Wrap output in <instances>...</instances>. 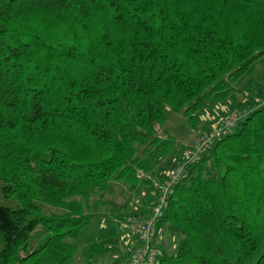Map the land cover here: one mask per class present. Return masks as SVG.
I'll return each mask as SVG.
<instances>
[{
  "label": "trees",
  "instance_id": "1",
  "mask_svg": "<svg viewBox=\"0 0 264 264\" xmlns=\"http://www.w3.org/2000/svg\"><path fill=\"white\" fill-rule=\"evenodd\" d=\"M257 63L264 0H0V264L118 253L74 241L115 184L154 193L182 150L168 112L205 131L224 102L243 117L185 167L158 264H264V103L238 100Z\"/></svg>",
  "mask_w": 264,
  "mask_h": 264
},
{
  "label": "rangeland",
  "instance_id": "2",
  "mask_svg": "<svg viewBox=\"0 0 264 264\" xmlns=\"http://www.w3.org/2000/svg\"><path fill=\"white\" fill-rule=\"evenodd\" d=\"M39 25L41 27H46L48 26V23L41 21ZM244 93L245 96H238V100L240 102L247 103L251 101L253 103H264V67L261 63H257L255 65L253 85L250 90H246ZM224 106L233 109L232 113L230 112L232 116L239 114L238 111L243 110V107L238 109L232 107L228 102H224L219 106H214V111L211 112L209 117L214 118L215 122H221L222 119H225L224 115L226 112H224ZM206 114L207 113L205 112L202 113L203 118H206ZM164 130H166L167 135L173 138L176 148L178 147L179 149L181 147L182 150L193 145L198 133V131L192 129L188 125L185 118L173 112L167 113ZM158 131L159 135L162 136V130L159 129ZM193 139L194 141L192 142ZM178 155L174 156V158H170V160H172V162H170L175 163L176 166H179L178 164L182 159L181 152ZM167 161L168 159L163 161V164L161 165L162 169L160 170H164L168 167L166 164ZM147 194H150L148 206H146L147 210L149 211L153 203L152 201H154V193H152V191H149V189L143 187L140 190V194H136L130 191L126 186L115 184L113 193L106 196V199L109 200L111 204L108 203L106 206H104L103 213L105 214L92 218L90 223L83 229L80 237L74 241V243L78 246H85L87 244L99 241L102 237H107L111 246L117 250L118 253L109 252L95 258L92 257L86 259L76 255L71 264H88L91 263V261L96 264H126V259L122 257L127 254V246L130 245L128 242H131L134 239V235L125 230V226L122 221H125L127 218L143 215L142 208L144 207H142L143 204H141V202L143 200V196ZM146 199L147 196L145 197V200ZM0 206H10L9 202L5 200L1 194ZM117 207L124 208V211H122L123 217L120 222L117 220V217L114 216V214L118 215ZM156 241L157 245L164 249L169 256L175 255L178 238L169 233L167 225H164L158 232Z\"/></svg>",
  "mask_w": 264,
  "mask_h": 264
},
{
  "label": "built area",
  "instance_id": "3",
  "mask_svg": "<svg viewBox=\"0 0 264 264\" xmlns=\"http://www.w3.org/2000/svg\"><path fill=\"white\" fill-rule=\"evenodd\" d=\"M242 117L240 114L230 115L221 122H214L208 130L198 131L193 145L181 151L179 166L167 173L163 171L162 180H153L155 199L149 213L143 218H127L124 222L125 230L134 235L135 242L130 248L126 264H158L162 250L155 241L159 232L156 224L163 217L174 188L185 177V167L196 163L204 151L232 133ZM139 175L143 176L141 173Z\"/></svg>",
  "mask_w": 264,
  "mask_h": 264
},
{
  "label": "crops",
  "instance_id": "4",
  "mask_svg": "<svg viewBox=\"0 0 264 264\" xmlns=\"http://www.w3.org/2000/svg\"><path fill=\"white\" fill-rule=\"evenodd\" d=\"M194 141V139L192 140V142ZM191 142V143H192ZM180 149H181V147H180ZM182 151V150H181ZM179 154H180V152H179ZM179 156V155H178ZM174 158V157H173ZM172 158V159H173ZM172 162V160H169L168 161V163L166 162V164L168 165V167L167 168H165L164 170H161L162 172L163 171H165L166 173L167 172H169L173 167H175L176 165H175V163H171ZM179 161H180V158H179ZM164 172V173H165ZM155 199V194H154V197H153V200ZM153 202V201H152ZM120 222V221H119ZM123 223L125 222L124 220L122 221ZM162 229V228H161ZM160 231V230H159ZM122 233V232H121ZM157 236H158V233H157ZM157 236H156V239H157ZM156 239H155V241H156ZM125 241H126V239H125ZM157 242V241H156ZM130 245L129 246H127L128 247V251H127V256L129 255V251H130V248L134 245V239L131 241V242H128ZM159 247V246H158ZM162 251H164V249H162L161 247H159ZM128 258V257H127ZM126 262H127V259H126Z\"/></svg>",
  "mask_w": 264,
  "mask_h": 264
}]
</instances>
